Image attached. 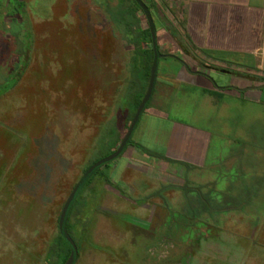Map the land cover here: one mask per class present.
<instances>
[{"label": "rangeland", "instance_id": "obj_1", "mask_svg": "<svg viewBox=\"0 0 264 264\" xmlns=\"http://www.w3.org/2000/svg\"><path fill=\"white\" fill-rule=\"evenodd\" d=\"M107 1L122 21L97 0H0V264H42L73 186L130 125L146 67L127 43L137 40L125 31L127 2ZM162 71L160 60L133 146L77 199L71 219L84 220L85 234L73 233L76 264H264V155L240 154L245 104L215 112L182 91L164 118L150 115ZM176 124L211 134V168L161 158ZM210 195L242 208L211 213ZM192 206L208 223L185 217Z\"/></svg>", "mask_w": 264, "mask_h": 264}, {"label": "crops", "instance_id": "obj_2", "mask_svg": "<svg viewBox=\"0 0 264 264\" xmlns=\"http://www.w3.org/2000/svg\"><path fill=\"white\" fill-rule=\"evenodd\" d=\"M142 1L153 14L162 13L154 26L163 71L150 115H167L182 91L215 112L244 103L240 154L264 155V0ZM211 140L210 133L176 124L167 132L163 157L205 168Z\"/></svg>", "mask_w": 264, "mask_h": 264}, {"label": "trees", "instance_id": "obj_3", "mask_svg": "<svg viewBox=\"0 0 264 264\" xmlns=\"http://www.w3.org/2000/svg\"><path fill=\"white\" fill-rule=\"evenodd\" d=\"M124 1L127 2V4H125V3L124 4L128 7V11H127V8H124L125 6H121L120 8H124L125 9L124 10L125 13H126V11L128 12L126 17H124L125 19H128V20L125 21V24H124L125 31L127 32L128 36H131V37L134 36L137 39V40H134V41L128 40L127 43L133 47L132 53L138 55V58L141 57V58H139V59L142 60L141 64L146 67V72L143 75V77H144L143 78L144 79L143 86H142V88L141 87L138 88V95H137V97L135 99V103L133 104V107L131 109L132 113L129 114V117H128L129 122H131V120H132V118H133V116L135 114V111H136L140 101L142 100V98H143V96H144V94L146 92L147 85H148V80H149L150 69H151V65H152V61H153V57H154V53H153V49H152V46H151L152 42H151V34H150L149 26H148V24H146V27L142 26L141 23L138 21V18H137L138 14L140 12L143 14L142 10L140 9L138 4L134 0H124ZM97 2L100 5L103 4V5L107 6L105 8L104 12L110 14V16H108V18L111 21L116 22V23L118 21H122L121 18L123 17V15H121V17H119L118 19L115 18L114 17V13L112 14V12L110 10L111 6L109 5V2L107 0H97ZM129 2H132L134 6L128 5ZM147 7H148V9L151 12L152 6L151 5L150 6L147 5ZM5 91L6 90H4L3 93H5ZM150 100H149L148 104L146 105V108L149 106ZM120 113H119V111L116 113L117 118H116L115 122L117 124L118 123L121 124L124 129H127L126 124H124L125 116L123 114H120ZM110 126H112V124ZM120 142H121V138H119V137H117L116 139L113 140V147H112L113 151H111L112 153L116 150V148L118 147ZM130 146H133V143L131 142V139L129 140L125 150L128 147H130ZM111 152H110V154H111ZM161 158L163 160H165L166 162H168V163H172V164L173 163H177L176 161L168 159L166 157H161ZM94 163H92L91 165H93ZM91 165H89L88 168ZM104 166H106V165H104ZM100 169L97 170L95 172V174H93V176L98 174ZM85 171L86 170H84L83 173ZM90 179H89V181L87 182V184L84 187L88 186V184L90 183ZM83 190H84V188H83ZM192 192H193V194H192ZM213 192H214L213 190H210L209 194H211ZM186 193L192 195V197L195 195V191L193 189H191V188L187 189ZM211 195L209 197L205 198V203H204L205 206L212 211L211 213L225 212V211H228V210H235V209H241L242 208V204H241L242 202L241 201L236 202L237 205H235V206L231 202H227L225 205H220L219 202H220V200L222 198V197L220 198L221 195H218L219 196L218 200L211 199ZM214 195H217V194H215V192H214ZM211 201H214V203L216 202L217 204H212L211 205ZM235 201L236 200H234L233 203ZM77 206H78V201L76 199L74 205L72 206V208H71V210L69 212V215H68V218H67V221H66V230H67L69 236L72 238V240L74 241V243H75V245L77 247V251H78V256L77 257L79 258V256H80V252H79L80 251V243L75 241V239L73 237V233L75 235L78 234L77 237L81 236V234L84 236V234H85V223H84V220H82V219H78L77 222H74L71 219L73 211L75 209L77 210V208H76ZM183 213L185 215H187L185 217L190 216L188 218V220L193 218L194 220L199 219V220H202L204 222L206 221V223H208L207 220L201 219L200 216L198 217L199 212L195 209L194 206H192V208L190 210H188L186 213L185 212H183ZM209 235L211 236L213 234H209ZM200 236H204V235H200ZM175 238H177V237H175ZM69 254H70V248L66 244L64 239L61 237V235L59 234V231H58L56 236L53 237L50 240V242H49V246H48V248L46 250L45 256L43 257L42 264H64L66 262V260L68 259ZM187 259L188 258H185L186 262L184 264L187 263Z\"/></svg>", "mask_w": 264, "mask_h": 264}, {"label": "water", "instance_id": "obj_4", "mask_svg": "<svg viewBox=\"0 0 264 264\" xmlns=\"http://www.w3.org/2000/svg\"><path fill=\"white\" fill-rule=\"evenodd\" d=\"M134 1L138 4V6L142 10L146 18L147 24L149 26L150 34H151V42H152L151 46H152L153 53H154L147 89L135 111V114L130 122V125L124 137L122 138L116 150L110 155L95 162L82 174V176L80 177V179L77 181V183L73 187L71 193L69 194L68 198L66 199L62 207V210L58 218L57 227H58L59 234L61 235V237L64 239V241L70 248L69 257L64 264H76V261L78 258L77 257L78 256L77 247L66 230V221H67V218H68V215H69V212L72 206L74 205L78 195L81 193L82 189L84 188L86 183L89 181V179L93 176V174H95V172L99 170L101 167H103L104 165H107L117 160L124 153V150L136 129V126L140 120V117L142 116L146 108V105L148 104L154 92V87H155L156 78H157L158 62L160 58L162 57V55L160 54L159 49H158L156 29L154 26V21L152 19L150 10L148 9L145 2H143L142 0H134Z\"/></svg>", "mask_w": 264, "mask_h": 264}, {"label": "flooded vegetation", "instance_id": "obj_5", "mask_svg": "<svg viewBox=\"0 0 264 264\" xmlns=\"http://www.w3.org/2000/svg\"><path fill=\"white\" fill-rule=\"evenodd\" d=\"M126 150H127V149H126ZM126 150H125V151H126ZM81 176H82V175H81ZM92 177H93V176H92ZM92 177H91V179H92ZM79 179H80V178H79ZM91 179H90V180H91ZM86 184H87V183H86ZM73 187H74V186H73ZM84 188H85V187H84ZM72 189H73V188H72ZM71 191H72V190H71ZM82 192H83V189H82L81 193H82ZM70 193H71V192H70ZM81 193H80V194H81ZM80 194H79V195H80ZM79 195H78V197H79ZM78 197H77V199H78Z\"/></svg>", "mask_w": 264, "mask_h": 264}]
</instances>
